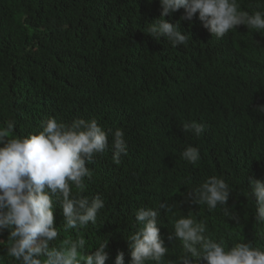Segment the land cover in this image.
Returning a JSON list of instances; mask_svg holds the SVG:
<instances>
[{"label":"trees","instance_id":"1","mask_svg":"<svg viewBox=\"0 0 264 264\" xmlns=\"http://www.w3.org/2000/svg\"><path fill=\"white\" fill-rule=\"evenodd\" d=\"M240 4L264 10V0ZM161 11L160 0H0V128L11 121L9 138H20L50 118L96 119L109 133V147L87 165L93 176L84 181V195L105 200L97 223L65 232L62 208L54 205L60 234L53 242L84 236L94 251L108 239L106 264H115L120 251L129 264L135 211L165 201L179 205L159 217L166 260L182 254L179 240L168 237L175 220L189 213L228 245L264 248L249 179L264 180V114L257 111L264 105V31L239 25L216 38L198 14L181 20L180 9L165 19L191 35L187 45L173 47L146 33ZM192 121L206 126L198 137L181 130ZM117 128L128 149L120 164L112 160ZM188 146L200 150L195 164L181 156ZM212 175L224 177L232 192L227 205L209 211L186 197ZM8 236V229L0 234V264H19L7 256Z\"/></svg>","mask_w":264,"mask_h":264},{"label":"clouds","instance_id":"2","mask_svg":"<svg viewBox=\"0 0 264 264\" xmlns=\"http://www.w3.org/2000/svg\"><path fill=\"white\" fill-rule=\"evenodd\" d=\"M151 2V0H150ZM161 17L147 25L146 33L157 41L162 38L173 47L189 42L190 33L180 23L173 25L165 17L184 9L181 20L193 21L197 17L216 38H223L239 25L249 30L264 31V10H242L240 0H160ZM192 37V36H191ZM257 111L264 114V105ZM15 125L7 121L0 128V234L9 230L7 256L19 264H106L109 259L108 239L94 251L88 249L84 236L63 239L54 244L60 230L54 226V205L62 208L65 221L63 230L95 225L105 207L100 194L89 198L85 179L93 172L87 166L96 154L109 147V133L96 119H76L71 124L50 118L41 124L42 130L20 138H9ZM206 126L196 121L185 122L183 132L200 136ZM112 160L120 164L127 155L125 132L117 128L112 133ZM188 163L200 160V150L188 146L181 153ZM250 179V196L255 200V220L264 225V180ZM73 187L76 192L73 194ZM232 189L224 177L209 176L199 187L191 189L186 199L193 204H206L209 211L227 205ZM179 205L160 202L158 207H140L135 211L137 230L127 237L131 251L129 264H264V248L252 242L226 244L223 237L215 238L208 231L205 220L197 221L189 213L181 215L172 224L168 237L179 240L182 254L175 261L166 260L170 249L161 237L159 220L161 210L173 213ZM226 216L238 217L224 208ZM0 243H4L0 241ZM172 250V249H171ZM115 264H125L120 251Z\"/></svg>","mask_w":264,"mask_h":264},{"label":"bare ground","instance_id":"3","mask_svg":"<svg viewBox=\"0 0 264 264\" xmlns=\"http://www.w3.org/2000/svg\"><path fill=\"white\" fill-rule=\"evenodd\" d=\"M246 53V52H245ZM160 158V157H159Z\"/></svg>","mask_w":264,"mask_h":264}]
</instances>
